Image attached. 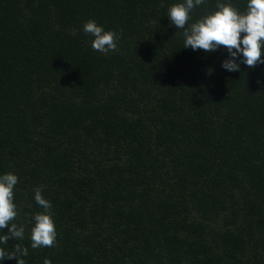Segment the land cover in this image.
Instances as JSON below:
<instances>
[{
    "label": "trees",
    "instance_id": "obj_1",
    "mask_svg": "<svg viewBox=\"0 0 264 264\" xmlns=\"http://www.w3.org/2000/svg\"><path fill=\"white\" fill-rule=\"evenodd\" d=\"M174 2L0 0V173L19 177L25 226L6 247L23 264H264V64L183 48ZM88 20L115 51L91 47ZM37 187L57 238L33 249Z\"/></svg>",
    "mask_w": 264,
    "mask_h": 264
},
{
    "label": "clouds",
    "instance_id": "obj_2",
    "mask_svg": "<svg viewBox=\"0 0 264 264\" xmlns=\"http://www.w3.org/2000/svg\"><path fill=\"white\" fill-rule=\"evenodd\" d=\"M204 2L177 0L167 8L171 25L183 30V48L207 52L225 46L228 57L222 62V67L228 71H239L241 63L253 69L258 63L264 64V0H246L244 10L238 9L231 0H218L214 11L189 23L193 9ZM83 32L90 37L91 47L98 52L107 53L118 48L116 31L106 30L95 20L85 22ZM18 182L19 177L14 172L0 173V264L12 258H18V264H23L19 258L28 255V248L21 247L19 243L14 250L6 247L10 238L19 241L25 235V226L14 222L18 216L14 200ZM33 198L43 211L32 217L31 247H51L57 238L52 204L43 196L42 187L34 190ZM43 264H52V261L45 258Z\"/></svg>",
    "mask_w": 264,
    "mask_h": 264
}]
</instances>
